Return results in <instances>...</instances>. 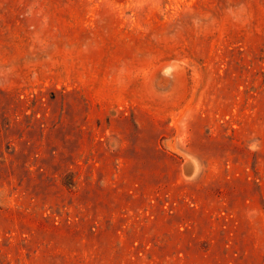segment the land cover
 Here are the masks:
<instances>
[{"label": "rangeland", "instance_id": "1", "mask_svg": "<svg viewBox=\"0 0 264 264\" xmlns=\"http://www.w3.org/2000/svg\"><path fill=\"white\" fill-rule=\"evenodd\" d=\"M0 264H264V0H0Z\"/></svg>", "mask_w": 264, "mask_h": 264}, {"label": "bare ground", "instance_id": "2", "mask_svg": "<svg viewBox=\"0 0 264 264\" xmlns=\"http://www.w3.org/2000/svg\"><path fill=\"white\" fill-rule=\"evenodd\" d=\"M189 164V163H188ZM188 164H187V167H188Z\"/></svg>", "mask_w": 264, "mask_h": 264}]
</instances>
